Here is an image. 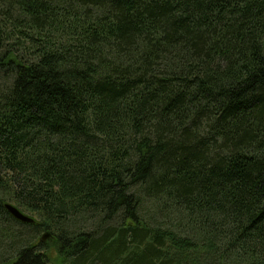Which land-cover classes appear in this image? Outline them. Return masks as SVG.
Here are the masks:
<instances>
[{"label": "trees", "instance_id": "1", "mask_svg": "<svg viewBox=\"0 0 264 264\" xmlns=\"http://www.w3.org/2000/svg\"><path fill=\"white\" fill-rule=\"evenodd\" d=\"M0 264H264V0H0Z\"/></svg>", "mask_w": 264, "mask_h": 264}, {"label": "water", "instance_id": "2", "mask_svg": "<svg viewBox=\"0 0 264 264\" xmlns=\"http://www.w3.org/2000/svg\"><path fill=\"white\" fill-rule=\"evenodd\" d=\"M6 208L8 211L11 213V215L22 221V222H27V223H32L34 222V218L22 211L17 205L13 204L12 202H7L6 203ZM50 236L49 232H46L42 235V240L46 241V239Z\"/></svg>", "mask_w": 264, "mask_h": 264}, {"label": "rangeland", "instance_id": "3", "mask_svg": "<svg viewBox=\"0 0 264 264\" xmlns=\"http://www.w3.org/2000/svg\"><path fill=\"white\" fill-rule=\"evenodd\" d=\"M28 214V213H27ZM29 215V214H28ZM31 216V215H30ZM32 217V216H31Z\"/></svg>", "mask_w": 264, "mask_h": 264}]
</instances>
